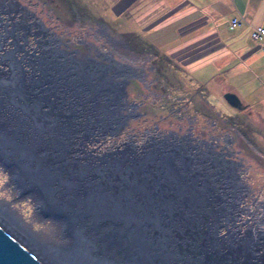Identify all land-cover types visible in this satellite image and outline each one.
<instances>
[{
  "label": "water",
  "instance_id": "water-1",
  "mask_svg": "<svg viewBox=\"0 0 264 264\" xmlns=\"http://www.w3.org/2000/svg\"><path fill=\"white\" fill-rule=\"evenodd\" d=\"M4 68L0 61V109L8 101L9 106L26 114L31 134L68 131L74 134L69 142L80 145L106 132L98 127L108 117L104 102H100L103 106L94 103L89 113L83 109L66 111L62 102L56 105L50 96L28 91L23 73L16 76L15 66L11 71ZM83 83L76 80L77 86L83 87ZM48 87L55 90L56 97L57 83L51 82ZM231 97L226 95L227 100ZM60 101L67 100L64 97ZM48 138L46 141L52 143H66L61 135ZM36 147L18 144L0 126L1 165L5 164L2 159L14 163L20 161L18 157L33 164L38 159ZM100 161L105 166L93 163L91 172L106 179V192L97 188L85 197V203L91 214L119 222L116 238H121L118 255L123 258L115 262L106 254L103 264H264V226L257 227V235L251 231L255 229H248L238 237L228 227L241 189L240 177L230 162L217 155H194L182 146L164 142L142 150L127 143L103 155ZM111 186L113 189L108 190ZM57 254L60 263L55 258L58 255L44 256L0 220V264H72L64 254ZM92 264L97 263L92 260Z\"/></svg>",
  "mask_w": 264,
  "mask_h": 264
},
{
  "label": "flooded vegetation",
  "instance_id": "flooded-vegetation-1",
  "mask_svg": "<svg viewBox=\"0 0 264 264\" xmlns=\"http://www.w3.org/2000/svg\"><path fill=\"white\" fill-rule=\"evenodd\" d=\"M61 3L56 0H0V61L6 70L11 71L15 66L16 76H21L20 71L23 73L28 91L50 96L56 105L62 102L66 111L78 110L70 98L76 90L79 96L86 93L82 90L86 87L91 95L96 94L100 99L109 94V100L104 102V106H108V117L98 126L106 132L87 142L90 150L99 146L100 150L110 152L127 143H134L142 150L150 144L164 142L182 146L194 155H217L230 162L240 177L241 189L238 208L228 227L240 234L260 227L264 222V191L262 187L253 188L245 179L251 175L253 159L245 148L239 147L240 136L232 127L233 122L226 125L229 120L226 119L220 123L216 111L214 118H208L205 107L191 115L186 110L187 104L182 102L185 99L179 100L178 107L171 101L168 75L178 73L184 78L187 75L180 67L188 68L177 63L174 68L170 64L173 60H164L157 53L160 49L152 43L151 50H147L145 44H140V49L131 47L123 38L113 35L108 23L101 25L98 21L95 27L79 29L76 22L69 21L70 17L55 12ZM155 53L162 58H159L161 63L156 61ZM169 69L175 72L169 73ZM78 78L83 80V87L77 86ZM51 82L58 85L56 97L55 90L48 87ZM133 84L136 91L130 92ZM64 97L67 101H60ZM228 102L233 108L242 106L233 97ZM94 103L103 106L99 101ZM79 104L84 103L79 101ZM149 108L163 109L167 113L150 121L149 118L156 115ZM79 109L89 113L93 106L79 105ZM171 114L178 116L177 122ZM132 121L140 124L137 133L130 128Z\"/></svg>",
  "mask_w": 264,
  "mask_h": 264
},
{
  "label": "bare ground",
  "instance_id": "bare-ground-1",
  "mask_svg": "<svg viewBox=\"0 0 264 264\" xmlns=\"http://www.w3.org/2000/svg\"><path fill=\"white\" fill-rule=\"evenodd\" d=\"M76 91L70 97L75 109H79V105L93 106L94 102H107L106 100L109 98V94L100 99L96 94L92 93V96L88 91L78 96ZM79 101H83L84 104H79ZM6 102L7 106L0 109L1 129L18 144L38 145L36 147L38 159L31 165L19 157L20 161L14 160L16 163L2 159L5 164H0V171L6 172L9 176L8 182L12 187L13 198L18 195L15 204H19V201L28 197L32 199L35 205L33 215L44 225L50 238L44 230L40 235L30 230V225L29 227L22 226L14 215L12 213L10 215L9 210L5 209V206L10 207L11 205L7 200L1 201L0 220L13 227L16 235L20 234L26 242L44 256L64 254V257L68 258L66 260L71 261L72 264H92V260H95L97 264H103L102 261L106 254H109V257L113 256L115 262L123 261V258L118 255L121 238H116L119 222L108 221V218L100 219V217L91 214L88 211L90 210L89 205L85 203V197L94 193L97 188L103 193L106 192V179L94 176L91 172L93 163H98L100 167L105 164L100 161V158L97 159L91 154L85 143L76 145L69 142L73 133L49 130L31 134L26 114L17 111L13 106L8 105V101ZM58 135L65 138V144L46 141V138L51 139ZM23 165L26 167L25 169ZM47 173H53V175L49 177L46 175ZM119 182L120 180L116 183ZM63 183L66 184L65 187H61ZM107 189L110 190L113 187ZM236 207L238 208V206ZM13 209L16 213L18 212V208ZM32 217L34 218V216ZM43 218L48 219L44 221ZM53 221L58 225L53 224ZM262 225L264 226V222ZM252 229H255L251 230L253 234L259 233L256 227ZM238 233L235 231L234 236L238 237ZM115 240L119 243H114ZM129 246L132 247L133 244ZM262 250H264V246H262ZM256 254L259 255L258 250H256ZM55 258L58 262L61 260L59 255Z\"/></svg>",
  "mask_w": 264,
  "mask_h": 264
},
{
  "label": "rangeland",
  "instance_id": "rangeland-1",
  "mask_svg": "<svg viewBox=\"0 0 264 264\" xmlns=\"http://www.w3.org/2000/svg\"><path fill=\"white\" fill-rule=\"evenodd\" d=\"M56 1L62 3L58 4V9H56L55 12H59L60 14L62 13L63 15H61L63 17H70L69 21L73 24L76 22L79 25V29L86 28L87 26L95 27V23L98 21L101 22V25H103V23H108L111 27L110 29L112 30L113 35L118 38H123V40L130 44L131 47L133 46L135 49L138 47L137 49H140V44H145L148 47L146 48L147 50L150 48L149 46L152 43L150 31L144 32L142 28H144L146 23H150L153 19L152 12L150 11V3L153 0ZM141 1H143L144 4ZM71 10H73L72 13H70ZM74 16L77 17V20L75 21L73 19ZM142 18H144L145 21ZM62 21L66 22L63 19ZM258 27L264 28L262 26H255L250 32L251 38L256 41L264 39L252 37L253 30ZM157 53L161 55L164 60H170V58L173 60V58L170 57V55L164 50H157ZM159 58L160 57H158L156 61L160 62ZM162 58L160 59L162 60ZM163 64L164 63H162V65ZM170 64L174 65V68H177L176 63H172L171 61ZM258 66L259 64H253V66L248 68L247 73H242V75L239 76L237 73L241 71H236V67H234L231 68L234 72H224L220 75V77L218 76L216 78H212V80H209L212 73L211 71L207 73H204L203 71L200 74H197V76H193V74L189 72V69L180 67L182 72H184L187 76L182 78V74L180 75L175 73L174 75L172 74V76L169 74L167 85H169V90L171 91V101H173L176 107L180 106V99H185L182 102L187 104H185L187 106L186 110L191 115L199 108L205 107L208 118H214L216 116L214 114L216 111L220 123H223L226 119H229V122L227 121L226 125L233 122L232 127H235L238 130L240 136L237 141L239 143V147L245 148L249 158L253 159L251 163V175L250 177L248 175L245 179L253 186V188L255 187L260 189L262 187L264 191V115H261V112L259 113V111V114H253L248 111L249 109L252 111L253 108L256 111L257 109L263 111L262 108L264 107V80L261 79L263 78L261 75H263L264 70H260ZM172 72H175V70H170L169 73ZM129 90L130 92H135V84H133ZM228 93H235L241 101H239V104L242 106L239 108L231 107L226 98ZM188 100L191 102L188 103ZM204 104L206 105L204 106ZM149 110H151V113H154V116L156 115L153 119L149 118L150 121H153L156 117L163 116L167 113L163 109L149 108ZM171 118H173L176 122L178 121V116L175 114H171ZM139 125V123H134V121H132L130 128L137 133L140 127ZM252 145L255 148L251 149L250 146ZM98 147L99 146L96 147V150H90L88 143H86V148L89 149L91 154L94 155L95 158L97 157V159H101V157L105 155V153H108V151L105 149L100 150ZM8 177L9 176L6 172L2 170L0 171V204L2 200L9 201L11 204L10 207L5 206V209L9 210V212H7L9 214L12 213L15 219L19 221L22 226L29 227L30 225V230L41 235L43 230L46 231V229L44 228V225L38 221L37 217L33 215L35 209L34 202L28 197L27 199L22 198L24 199L23 201H19V204H15V199L18 195H15V198L11 195L12 187L8 182ZM15 207L18 208L17 213L13 209ZM32 216H34V218ZM43 219L45 221L48 218ZM47 222H49V220H47ZM50 222L52 221L50 220ZM56 223L57 222L53 221V224L57 226L58 224ZM48 233L49 232H47V236L50 238V234ZM33 235L36 236L34 233ZM238 235L241 236L242 234L239 233Z\"/></svg>",
  "mask_w": 264,
  "mask_h": 264
},
{
  "label": "crops",
  "instance_id": "crops-1",
  "mask_svg": "<svg viewBox=\"0 0 264 264\" xmlns=\"http://www.w3.org/2000/svg\"><path fill=\"white\" fill-rule=\"evenodd\" d=\"M150 5L153 19L142 30L193 76L211 71L212 80L234 67L239 76L253 64L264 70V39L250 36L253 27H264V0H153ZM235 19L240 22L233 27ZM262 110L248 111L264 115Z\"/></svg>",
  "mask_w": 264,
  "mask_h": 264
},
{
  "label": "built area",
  "instance_id": "built-area-1",
  "mask_svg": "<svg viewBox=\"0 0 264 264\" xmlns=\"http://www.w3.org/2000/svg\"><path fill=\"white\" fill-rule=\"evenodd\" d=\"M240 21H238L237 19H235L232 22V26L235 27L239 24ZM252 37L257 38V39H261L264 38V28L258 27L256 29L253 30L252 32Z\"/></svg>",
  "mask_w": 264,
  "mask_h": 264
}]
</instances>
